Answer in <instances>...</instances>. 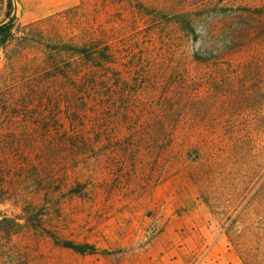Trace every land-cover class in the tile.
I'll return each instance as SVG.
<instances>
[{
	"label": "trees",
	"instance_id": "obj_1",
	"mask_svg": "<svg viewBox=\"0 0 264 264\" xmlns=\"http://www.w3.org/2000/svg\"><path fill=\"white\" fill-rule=\"evenodd\" d=\"M6 2L0 47L8 51L20 39L14 0ZM67 13L76 34L22 38L7 57L0 115L31 124L10 135L7 157L37 175L59 173L57 187L70 195L89 193L101 164L110 172L131 163L138 175L142 162L160 160L163 178L235 160L237 214L227 230L244 264H264V163L254 166L263 150L255 155L240 129L249 107L264 119V0H82ZM242 53L250 71L235 66Z\"/></svg>",
	"mask_w": 264,
	"mask_h": 264
},
{
	"label": "rangeland",
	"instance_id": "obj_2",
	"mask_svg": "<svg viewBox=\"0 0 264 264\" xmlns=\"http://www.w3.org/2000/svg\"><path fill=\"white\" fill-rule=\"evenodd\" d=\"M81 1L14 0L16 37L76 34L67 11ZM6 4L0 0V22L6 19ZM20 41L8 51L0 47V78ZM244 58L242 53L235 61L240 72L251 70ZM13 108L5 110L12 113ZM254 109L243 115L247 122L240 129L243 136L250 131L255 155L263 150L261 158L253 159L257 169L264 163V119L259 122ZM25 119L11 123V116L0 115V264H244L227 230L237 214L231 206L239 188L235 160L213 168L205 162L187 166L163 178L160 160L142 162L144 171L138 175L131 172V163L126 170L112 163L110 172H102L101 164L91 172L90 192L70 195L57 187L59 173L37 175L18 156L3 151L11 134L28 132L31 124ZM64 240L89 242L97 250L81 254L64 247Z\"/></svg>",
	"mask_w": 264,
	"mask_h": 264
}]
</instances>
